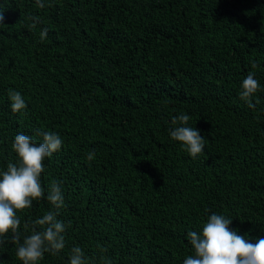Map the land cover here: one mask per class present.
Segmentation results:
<instances>
[{
	"label": "trees",
	"instance_id": "trees-1",
	"mask_svg": "<svg viewBox=\"0 0 264 264\" xmlns=\"http://www.w3.org/2000/svg\"><path fill=\"white\" fill-rule=\"evenodd\" d=\"M45 4L0 0V169L17 159L18 133L63 140L41 182L61 185L58 219L70 226L65 248L38 264H69L73 246L95 264H183L187 232L212 213L252 242L264 237V91L254 108L239 96L249 72L264 89V0ZM182 112L205 139L196 158L169 136ZM50 208L45 198L18 213L21 239ZM15 253L0 245V264H22Z\"/></svg>",
	"mask_w": 264,
	"mask_h": 264
},
{
	"label": "clouds",
	"instance_id": "clouds-1",
	"mask_svg": "<svg viewBox=\"0 0 264 264\" xmlns=\"http://www.w3.org/2000/svg\"><path fill=\"white\" fill-rule=\"evenodd\" d=\"M35 4L41 9L46 6L45 0H35ZM4 19V11H0V25H4ZM29 20L32 21V28L40 23L36 16H30ZM47 35L48 29L45 27L40 32V39L43 40ZM251 67H257L255 61L251 62ZM259 91L264 89L255 78V73L249 72L240 84V99L246 101L249 108H254L252 97ZM8 96L14 113L26 109V101L19 91L9 89ZM190 118L183 112L173 116L169 136L180 142L192 158H196L204 151L205 139L199 129L189 126ZM62 145V138L55 132H44L42 142L18 133L12 143L17 159L8 162L6 169H0V245L8 242L16 245L15 255L22 264H38L45 253L57 255L65 248L64 233L70 222L65 224L58 219L60 209L65 206L62 187L53 181L45 191L41 182L45 159L58 152ZM94 158V151L87 154L89 161ZM45 198L51 208L31 222V231L21 239L18 213L31 208L33 201ZM231 223V217L212 213L203 223L201 231H188L192 254L184 259L183 264H264V237H257L252 242L250 238L230 229ZM100 260L102 264H112L105 256H101ZM69 264H95V261L87 257L80 246H73Z\"/></svg>",
	"mask_w": 264,
	"mask_h": 264
}]
</instances>
